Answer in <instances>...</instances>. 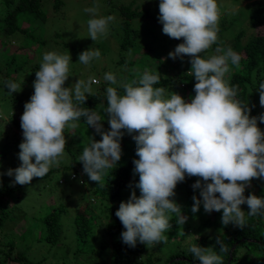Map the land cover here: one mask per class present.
<instances>
[{"label": "clouds", "instance_id": "clouds-1", "mask_svg": "<svg viewBox=\"0 0 264 264\" xmlns=\"http://www.w3.org/2000/svg\"><path fill=\"white\" fill-rule=\"evenodd\" d=\"M84 11L93 17L88 20L89 37L95 41L98 34L106 36L115 17L95 18L98 6ZM220 15L216 0H160L158 22L163 34L176 40L183 38L168 58H190L195 95L190 102L174 92L165 99L166 89L154 87L161 81L158 72L145 71L138 81L124 83L118 82L113 73H105L106 82L119 84L124 90L123 95L112 86L104 90L107 131L103 130L100 114L81 107L90 96L91 84L99 81L78 80L65 87L70 55L44 53L35 72L34 93L24 104L20 118L21 164L0 176L14 177L10 186L28 185L34 177H45L51 168L59 166L65 152V127L75 129V121L83 118L101 139L89 136L90 142L78 161L89 180L101 187L107 170L116 168L121 160L120 141L125 132L136 144L138 159L133 160V174H139L135 188L140 195L132 191L115 212L124 228L120 239L129 248H135L138 242L146 247L166 243L168 236L164 233L171 228L172 216L178 217L179 224L186 223L188 217L182 214V207L171 199L177 184L186 177H197L191 188L199 191V198L192 196V213L201 205L206 213L222 210L221 223L241 229L246 226L241 205L248 206L249 217L264 216V197L244 195L253 179L264 180V132L257 126L258 121L264 123V113L250 116L248 104L236 99L238 87L229 86L225 79L230 72L229 62L239 67L238 53L231 47H217L215 51L222 55L201 57L217 41ZM100 56L98 48H89L78 54V61L88 65ZM5 87L9 95L21 90V84L12 81H5ZM257 91L259 104L264 107V80ZM216 244L220 246L219 254L212 247L198 244L190 245L188 251L199 264H224L221 253L229 249L219 237Z\"/></svg>", "mask_w": 264, "mask_h": 264}, {"label": "trees", "instance_id": "trees-1", "mask_svg": "<svg viewBox=\"0 0 264 264\" xmlns=\"http://www.w3.org/2000/svg\"><path fill=\"white\" fill-rule=\"evenodd\" d=\"M94 1L101 2L100 0ZM48 5H52L56 13L62 3L60 0H0V107L5 110L7 116L6 120L0 117V126L10 124L16 131L9 136L6 130L1 128L0 173H6L8 169H15L21 164L18 158L19 144L23 140L20 118L24 111V104L34 93L32 83L36 79L35 72L39 70V65L30 64L26 55L27 49L32 45L29 37L33 35L34 40H37L33 33L38 30V27L33 28L26 21H35L36 26L44 25L50 16V12L45 9ZM109 13H117L121 17V23L116 32L119 53L114 62L117 81L120 83L138 81L145 71L158 72L161 81L154 87L166 89L165 99L170 98L171 93L174 92L190 102L191 97L195 95L193 87L196 82L192 75L190 60L187 61V57H184L183 61L180 59L174 61L171 58L169 61L163 55L168 45L161 41L160 36L163 35L165 38L166 36L158 32L149 21L156 19L151 11L140 9V7L134 8L133 4L121 3L113 7ZM156 14L159 15V7ZM224 20L226 21V16ZM135 21H137L136 24H134ZM223 23V20L219 21L216 43L202 52L201 57L209 59L217 55L215 51L217 47L225 50L231 47L241 56L239 67L229 62L230 72L226 74L225 79L229 86L238 87L236 99L248 104L251 109L250 116H259L264 113L263 111L257 115V102L259 101L257 88L259 82L264 80V2L253 5L247 30L240 31L234 36L232 46H226L222 42L221 35L225 26ZM233 23L232 20L230 24ZM143 25L145 28L142 27ZM18 34L23 36L22 43L15 47L10 44V37ZM243 40L246 41L242 42ZM222 54V52L219 53V55ZM120 67H124L125 70L121 71ZM5 81L21 84V88L25 87L27 90L26 96H23L21 91L9 95ZM180 83L184 86L183 89L178 87ZM64 86L69 87L67 82ZM108 86L110 85L106 87ZM111 86L117 89L118 94H124L119 84ZM104 90L89 94L90 96H87L86 101L81 105V107L100 114L101 123L105 124L103 128L107 126L105 119L107 114L104 113L107 101ZM75 123L77 124L75 129L68 126L64 129V134L69 139L65 147L71 157L69 163L61 160L59 166L51 168L45 177H34L28 185L23 186L19 184L10 186L14 177L0 176L2 180V186H0V264H199V261L194 260L188 251L189 246L198 244L202 247H212L219 254L220 246L216 244L217 237L229 249L228 253H221L224 264H227L230 255V264H264V216L249 217L247 215L248 206L241 205L246 217V226L241 229L232 224L224 226L221 223L222 210L204 215L203 205H201L196 213H192V196L196 195L199 198V191L194 192L191 188L197 177H186L185 181L178 183L174 190L175 193L178 192L176 195L182 200L178 203L182 207V214L188 219L181 225L178 223V217L172 216L171 228L164 233L168 236V240L166 243H160L161 246L157 248L163 250L167 246L171 247L172 250L167 255L162 256L157 251H152L153 247H146L139 242L135 248H129L123 244L120 234L124 228L115 216V212L121 201H128L132 191H135L137 197L140 195L139 189L135 188V184L139 181V174H133V160L138 159L135 155L136 144L125 132L120 141L121 160L117 162L116 168L107 170L102 181L104 186L101 187L89 180L75 153V150L78 151L88 146L89 136L99 141V134L95 133L93 128L87 127L83 118ZM257 126L264 132V123L258 122ZM71 163L74 165L69 166ZM61 170L68 171L69 181L76 182L80 189L64 191L60 187H64L66 182L61 179L56 180L55 192L52 193L57 196L55 204L50 202L51 206L50 204L44 205L41 210L40 206L35 208L34 206L40 201H34L32 205L29 194L32 191H42L51 196L49 190L53 185L54 173ZM254 181V179L251 181V186L246 188L244 195L251 193L257 197H264V185L257 186ZM261 181L264 182V180ZM62 196L67 202L75 200L77 206L71 221H68L70 226L68 231H63L64 229L61 231L62 220H67L65 215L68 212L67 205H63L61 201ZM171 199L176 202L174 197ZM25 206L30 208L27 215H24L25 210L23 212L20 210ZM36 214L38 216H35ZM193 218L202 220V232L212 230L213 233H199L185 246L183 242L186 241L191 228L188 220ZM19 220L22 225L18 227L17 221ZM103 235H107L109 241L103 240L105 238ZM35 243H41L45 251L41 248L36 249ZM232 248L234 251L230 253ZM239 252L240 256H238ZM70 253H74V257L69 259Z\"/></svg>", "mask_w": 264, "mask_h": 264}, {"label": "rangeland", "instance_id": "rangeland-1", "mask_svg": "<svg viewBox=\"0 0 264 264\" xmlns=\"http://www.w3.org/2000/svg\"><path fill=\"white\" fill-rule=\"evenodd\" d=\"M101 2L94 1V0H60L62 3L61 8L54 13V9L52 5H48L45 7V9L50 12L49 19L44 25H39L36 26L35 21H26L27 23L31 24V27L35 28L38 27V30L33 33L34 36L37 38V40H34L33 35L29 37V41H31L32 45L30 48L27 49V58L28 62L30 64H38L40 67V64L42 62V56L44 53L47 52H55L59 55H70L71 60L69 62V77L66 80L68 83L69 87L72 86L76 81L82 80L87 82L90 78L94 79L96 81H99L98 83H92L91 84V93L95 91H103L106 89L107 85L109 84L106 82L103 77L105 73L111 72L114 75L115 70H114V62L116 61L115 58H118V53H119V48H118V43H117V36L116 32L119 27V23H121V17L117 13H109L112 11L113 7H116L118 4H124V5H129L133 4V7H140V9H149L152 13V15L155 16L156 19H151L149 20L151 24L157 29L158 32H162V24L158 22V16L156 14V10L159 7V2L160 0H100ZM106 3H103L105 2ZM261 3L264 2V0H216V3L218 5L219 11H220V20H223L225 25L222 30V35L221 37L223 38L222 42L226 46H232L233 44V38L234 36L240 32L247 30V24H248V19H249V14L252 10V7L255 3ZM98 6V11L96 14L95 18H100V17H107V16H113L115 17L114 21L111 22L108 25V31L106 36H101L98 34L97 39L93 41L89 37L88 33V20L90 18H93L90 13L85 12L84 10L86 8ZM226 16V21L224 20V17ZM234 21L233 24H230L231 21ZM139 21V20H138ZM237 21V22H236ZM137 21L134 22L136 24ZM38 25V24H37ZM219 25V22H218ZM142 27L145 28V25ZM24 28V27H23ZM161 28V29H160ZM17 36V37H16ZM166 38L162 35L160 36L161 41L166 43L168 45V48L163 51V55L170 61V58H168V53L172 50H174L175 46L183 43V38L180 40H176L173 38L168 37L165 35ZM22 34L15 35L13 37H10V44L13 46H19L22 42ZM43 41V42H42ZM246 40H243L242 42H245ZM30 43L28 42V46ZM99 49L101 52V56L99 59H93L90 61L88 65H84L78 61V54L81 53L84 50L87 49ZM219 55V53L217 54ZM187 61L190 60L188 56ZM179 59V58H178ZM24 63H26L23 60ZM121 71L125 70L124 67L119 68ZM128 70V69H127ZM33 84V83H32ZM107 84V85H106ZM110 85V84H109ZM111 86V85H110ZM178 87L180 89H183L184 86L180 83L178 84ZM21 93H23V96H26L27 90L25 87L21 88ZM264 111V107H261L259 104V101L257 102V115H259L260 112ZM0 117L2 119L7 118L6 112L3 108L0 107ZM107 126L103 128V130L107 131L109 130V124L107 122L108 117L105 118ZM259 122V121H258ZM257 122V123H258ZM69 124H71L69 122ZM104 126L105 124L102 123ZM71 128L70 126H68ZM1 128H4L6 130V133L10 136L12 133H14L15 128L11 126L10 124L0 126V131ZM264 131V129H263ZM16 133V131H15ZM85 138V136H84ZM66 139V146L69 143V139L67 136H65ZM86 139V138H85ZM101 139V136L99 135V140ZM87 140V139H86ZM72 148L74 146L72 145ZM83 151V149H80L78 151L75 150L76 156L79 157L80 153ZM70 154H68L65 150L64 154L62 157H60V161L64 160L65 162L69 163L70 162ZM34 162V161H33ZM74 165V164H69ZM54 178H53V185L49 190V194L51 196H48L46 192L42 191H32L29 195L32 200V205H34V201H40L37 203L34 207L37 208V206H40V210L44 205H48L53 202L55 204V198L57 197L56 194H52L55 192V181L56 180H64L66 182V185L62 188L64 191H72V190H77L80 189L77 186L76 182H71L69 181V172L68 171H55L54 173ZM254 183L257 186H263L264 182L261 181L260 179H254ZM226 182V181H225ZM264 187V186H263ZM178 193V192H177ZM176 193V194H177ZM32 194V195H31ZM65 193L63 194V196ZM62 196V203L63 205H67V214L65 217H67V220L65 221L64 219L62 220V228L61 231H68L70 229V226L68 224V221H71L72 214L74 210L76 209V201L73 200L71 202L64 201V197ZM176 199V202L179 203L182 200L180 199L179 196L175 195L174 197ZM47 209V207H45ZM52 208V207H50ZM20 210L23 212L25 210V214L27 215L30 208L28 206L20 208ZM36 210V209H33ZM202 210V209H200ZM202 215V213H200ZM204 215H206V212L204 211ZM35 216H38L36 214ZM188 222L191 225L190 228V233L188 234V237L186 241L183 242V245L189 244L193 237L197 234H211L213 233L212 230H204L202 232V220L198 218H193L188 220ZM22 222L19 220L17 221V226H21ZM184 228V227H182ZM105 238L103 240L109 241V237L107 235H103ZM102 237V236H101ZM35 248L39 249L41 247V243H35ZM158 246H161V244H157L151 249L152 251L155 250L157 251L158 254H161L162 256L167 255L172 249L171 247L167 246L163 250H158ZM20 248H23L21 245H19ZM45 251L43 248L42 251ZM240 252L238 256H240ZM71 257H74V253H70L68 255V258L70 259Z\"/></svg>", "mask_w": 264, "mask_h": 264}, {"label": "water", "instance_id": "water-1", "mask_svg": "<svg viewBox=\"0 0 264 264\" xmlns=\"http://www.w3.org/2000/svg\"><path fill=\"white\" fill-rule=\"evenodd\" d=\"M234 251V248L231 249V252L232 253ZM230 260H231V255H230V258H229V261L227 262V264H230Z\"/></svg>", "mask_w": 264, "mask_h": 264}]
</instances>
